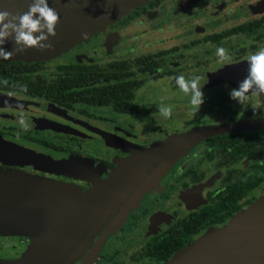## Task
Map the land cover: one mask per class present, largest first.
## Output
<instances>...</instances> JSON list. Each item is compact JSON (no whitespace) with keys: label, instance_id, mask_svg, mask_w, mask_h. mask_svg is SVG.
I'll list each match as a JSON object with an SVG mask.
<instances>
[{"label":"flooded vegetation","instance_id":"af4514ba","mask_svg":"<svg viewBox=\"0 0 264 264\" xmlns=\"http://www.w3.org/2000/svg\"><path fill=\"white\" fill-rule=\"evenodd\" d=\"M143 16L146 34L156 25L168 35L155 51L146 37L147 49L132 61L118 54L103 67L69 61L49 77L38 63L3 61L31 70H0V259L20 258L34 241H45L47 230L24 233L26 214L59 217L73 194L95 185L98 211L84 232L74 243L66 231L54 237L37 264H81L126 207L88 264H164L264 196V107L253 111L229 95L247 75L246 58L264 48V0H148L120 17L114 33ZM120 39L119 50L126 42ZM89 71L102 81H73ZM179 75L201 78L198 112L176 85ZM105 84L117 88V98H84L89 87ZM160 104L173 106L170 119L159 114ZM217 125L230 129L197 141L155 177L162 154L127 166L137 149H174L190 129Z\"/></svg>","mask_w":264,"mask_h":264},{"label":"water","instance_id":"95a60500","mask_svg":"<svg viewBox=\"0 0 264 264\" xmlns=\"http://www.w3.org/2000/svg\"><path fill=\"white\" fill-rule=\"evenodd\" d=\"M138 1L48 0L49 6L54 8L60 17V22L56 26V35L49 37L53 46L44 50L34 48L38 56H30L24 61H36L58 49L64 48L72 43L75 38L88 32L94 25H98L104 19L105 14L122 11ZM30 3L31 0H0V10H8L13 14L23 13L28 10ZM3 47L12 51L15 44L9 39ZM7 60L16 59L13 55ZM7 60L0 58V62ZM224 129H230V126L217 125L190 129L179 137L180 143L176 148L163 150L159 153L156 150L146 148L137 149L136 156L133 157L127 166L129 168V165L137 167L142 165L146 162L147 154L154 156L162 154L166 160L154 171L153 177H155L166 168L171 159L184 153L194 143L209 134ZM126 174L125 172L121 173L123 176ZM121 175L120 173L119 175L112 174L106 184L112 183L116 178L121 179ZM99 187V185H95L86 192L73 194V200L69 207H66L63 214L49 226L48 231L45 233V241H42L41 244L34 242L25 255L15 261L0 259V264H37L40 254L46 250V245L48 247L54 237L63 235L65 231L68 236L72 235V242L74 243L98 211L101 196ZM145 187L146 185L142 186L141 189L143 190ZM140 191L137 194H140ZM127 209L128 207L124 208L107 226L81 264L89 263L103 238L110 231H113L125 217ZM24 233L33 234L31 230ZM53 249L54 247L51 252ZM48 259H50L49 256ZM164 264H264V201L253 203L249 211L246 210L243 215L240 213V215L233 217L223 228L206 233L198 242L176 253Z\"/></svg>","mask_w":264,"mask_h":264},{"label":"clouds","instance_id":"9594fccd","mask_svg":"<svg viewBox=\"0 0 264 264\" xmlns=\"http://www.w3.org/2000/svg\"><path fill=\"white\" fill-rule=\"evenodd\" d=\"M59 22V13L49 6L48 0H31L28 10L23 13L13 14L8 10H0V58L10 59L14 52H23L27 48L50 49L53 45L49 37L56 35ZM9 39L15 44L12 51L3 47ZM217 56L223 61L228 54L224 48H217ZM246 60L247 75L238 82L237 87L231 89L229 95L240 105L251 104L253 111H256L264 107V103H252L253 98L258 100L264 97V48L249 55ZM200 79L199 76L191 79L183 75L175 77L176 85L182 93L190 97V105L196 112L204 102V84L201 85ZM173 110L172 105L158 106L159 114L164 119H170ZM21 125L27 127L23 120Z\"/></svg>","mask_w":264,"mask_h":264},{"label":"rangeland","instance_id":"374dc122","mask_svg":"<svg viewBox=\"0 0 264 264\" xmlns=\"http://www.w3.org/2000/svg\"><path fill=\"white\" fill-rule=\"evenodd\" d=\"M147 1L148 0H139L135 4L122 11L114 13L109 12L105 14L106 16L104 15V19L98 25H94V27L90 28L88 32L81 34L75 38L72 43L66 45L64 48L58 49L52 54H49L36 61L31 60L26 62L38 63L40 66V72L44 76L49 77L53 75L55 66L57 64L69 61L84 62L94 66L103 67L105 66L106 62H108V60L116 58V54H118L120 57L124 56L132 61L131 58L133 56L143 53L147 49L143 43L146 37L148 39H153L152 46L150 47L153 51L159 49L161 47L159 39L167 36L168 33L160 29V26L154 25V31H152V34H146V26H148L146 23L148 20L144 16L141 17L137 22L133 21L126 27L122 28L119 35L114 33V24L120 17L141 6ZM161 9H163V7L160 8V10ZM118 36L119 38L121 37L123 41H126L123 42L124 45L122 46L121 50H119L115 46L116 43H114L115 40L119 39ZM87 48H94L95 51L84 53ZM13 55L14 58L19 61H24L30 56H38L34 48H27L23 52H14ZM262 201H264V196L260 197L253 203H259ZM253 203L249 205L248 208L241 211V214L243 215L246 210L249 211Z\"/></svg>","mask_w":264,"mask_h":264},{"label":"trees","instance_id":"16d2710c","mask_svg":"<svg viewBox=\"0 0 264 264\" xmlns=\"http://www.w3.org/2000/svg\"><path fill=\"white\" fill-rule=\"evenodd\" d=\"M113 66V64H111ZM0 70H31L30 66L27 64H22L20 62H0ZM85 70H91L89 68ZM99 74L94 72H87L82 73L77 76V79H73V81L79 83V84H93L97 83L98 81L101 82L102 80L99 78ZM66 82V81H63ZM60 91H64L60 89ZM88 96H85L84 98L88 99L89 101H92L94 103L98 102H107L108 100H111L113 98H117V88L113 85H101V86H95V87H89L87 89Z\"/></svg>","mask_w":264,"mask_h":264},{"label":"crops","instance_id":"0c3cea01","mask_svg":"<svg viewBox=\"0 0 264 264\" xmlns=\"http://www.w3.org/2000/svg\"><path fill=\"white\" fill-rule=\"evenodd\" d=\"M56 218H58L57 212L52 217H44V216H42L41 213L38 216H28L26 214L25 215V221H24V232L31 230L33 233L32 236H34L36 234V231L39 230L38 231L39 234H44L46 230L48 231L49 226L55 221ZM34 242L32 244H34ZM25 253L21 257H23L25 255ZM17 259H19V258H17ZM17 259L6 260V261H15ZM1 260H5V259H1Z\"/></svg>","mask_w":264,"mask_h":264}]
</instances>
